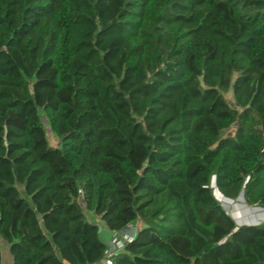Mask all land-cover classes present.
Instances as JSON below:
<instances>
[{"label": "trees", "instance_id": "obj_1", "mask_svg": "<svg viewBox=\"0 0 264 264\" xmlns=\"http://www.w3.org/2000/svg\"><path fill=\"white\" fill-rule=\"evenodd\" d=\"M215 189L264 208V0H0L12 264H264Z\"/></svg>", "mask_w": 264, "mask_h": 264}, {"label": "rangeland", "instance_id": "obj_2", "mask_svg": "<svg viewBox=\"0 0 264 264\" xmlns=\"http://www.w3.org/2000/svg\"><path fill=\"white\" fill-rule=\"evenodd\" d=\"M225 98L229 101L230 105H234V101L232 99L230 91L224 92ZM41 121L44 124L46 122V118L44 115L41 116ZM46 132L49 138V141L51 144H56L57 141L56 139L50 134L49 129L46 128ZM233 132V128H229L227 130H224V135L225 134H231ZM218 198V196H217ZM220 203L224 207L227 213L231 214L230 212L232 211L234 220L236 221L237 226L242 225V224H260L264 221V208H260L259 206H250L245 204L242 200L240 199H235L234 201L230 202L229 200L226 199H219ZM239 203L238 205L236 203ZM231 204L235 205L233 208ZM247 205V206H246ZM88 216L90 218H96L98 219L97 216H94L91 212L88 213ZM134 226V225H133ZM101 230V229H99ZM106 230V229H105ZM108 230V229H107ZM110 235L113 236L114 232L109 231ZM103 234H101V237H107L104 234V231H102ZM108 238V237H107ZM110 238V237H109ZM108 238V240H109ZM0 254H1V264H12V257L8 249V243L5 239H3L0 236Z\"/></svg>", "mask_w": 264, "mask_h": 264}, {"label": "crops", "instance_id": "obj_3", "mask_svg": "<svg viewBox=\"0 0 264 264\" xmlns=\"http://www.w3.org/2000/svg\"><path fill=\"white\" fill-rule=\"evenodd\" d=\"M99 224L101 226V230L105 231V235L108 238L110 237L108 240V246H109V250H111V251H117V250L121 249L122 246L136 234V230H137L136 225H134V226L131 225L128 228L124 229L123 231H119V232L115 231L114 235L111 236L109 234L110 232L107 231V227L105 226L104 222L99 220ZM97 264H102V261L98 262Z\"/></svg>", "mask_w": 264, "mask_h": 264}, {"label": "built area", "instance_id": "obj_4", "mask_svg": "<svg viewBox=\"0 0 264 264\" xmlns=\"http://www.w3.org/2000/svg\"><path fill=\"white\" fill-rule=\"evenodd\" d=\"M114 251L110 250V253L107 254L103 259H102V264H112V254ZM97 264V263H94Z\"/></svg>", "mask_w": 264, "mask_h": 264}, {"label": "bare ground", "instance_id": "obj_5", "mask_svg": "<svg viewBox=\"0 0 264 264\" xmlns=\"http://www.w3.org/2000/svg\"><path fill=\"white\" fill-rule=\"evenodd\" d=\"M215 192H216V194H217V196H218V198L219 199H226V200H229L230 202H232V201H234V200H232V199H228V198H224L223 196H220L219 194H218V192H217V190L215 189ZM240 200H242V199H240ZM236 203V202H235ZM237 205L239 204V203H236ZM231 206H232V208L235 206V205H233V204H231ZM247 206V205H246ZM225 207V206H224ZM231 214L233 213L232 211L230 212ZM233 216V215H232ZM234 218V217H233Z\"/></svg>", "mask_w": 264, "mask_h": 264}, {"label": "water", "instance_id": "obj_6", "mask_svg": "<svg viewBox=\"0 0 264 264\" xmlns=\"http://www.w3.org/2000/svg\"><path fill=\"white\" fill-rule=\"evenodd\" d=\"M214 193L216 194L215 190H214ZM242 197V194H240V198ZM222 205V204H221ZM261 208V207H260ZM230 216L233 218V216L230 214ZM38 218L40 219V216H38ZM234 219V218H233ZM235 221V220H234ZM236 222V221H235ZM42 225V224H41ZM101 229V227L99 228Z\"/></svg>", "mask_w": 264, "mask_h": 264}]
</instances>
